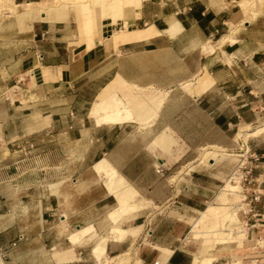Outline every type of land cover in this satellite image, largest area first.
<instances>
[{"label": "crops", "instance_id": "obj_1", "mask_svg": "<svg viewBox=\"0 0 264 264\" xmlns=\"http://www.w3.org/2000/svg\"><path fill=\"white\" fill-rule=\"evenodd\" d=\"M46 1L0 7V264H264V3L140 0L92 30ZM106 92L132 120L90 116Z\"/></svg>", "mask_w": 264, "mask_h": 264}, {"label": "bare ground", "instance_id": "obj_2", "mask_svg": "<svg viewBox=\"0 0 264 264\" xmlns=\"http://www.w3.org/2000/svg\"><path fill=\"white\" fill-rule=\"evenodd\" d=\"M63 1H66V0H62V2ZM90 3H91V5L89 6V4H88V6H89V9H91V10H89V11H91L93 14L94 13H97V6H98V4L100 5V3L99 2H95L96 4H94V0H88ZM113 1H117V0H113ZM139 2H140V0H124V2H122V4L120 5V7L118 8L117 7V10H116V8L115 9H111V3H113V2H108L107 0H106V2H104L100 7H101V12H102V14H103V12H107V11H112V13L113 12H116V11H118L119 12V10H120V12H123L124 14H127V13H131L135 8H137V6H138V4H139ZM98 3V4H97ZM1 5H2V0H0V7H1ZM111 5V6H110ZM116 7V6H115ZM35 8H37V6H30V11L32 12ZM61 8V7H60ZM53 9V8H52ZM58 9V8H57ZM63 8H61V10H62ZM99 9V8H98ZM119 9V10H118ZM29 11V10H28ZM27 11V12H28ZM30 11L28 12V13H30ZM54 11V10H53ZM56 11V10H55ZM55 11H54V14H55ZM60 10H58V12H59ZM63 11V10H62ZM61 11V12H62ZM100 11V10H99ZM64 12V11H63ZM79 12V11H78ZM119 12V13H120ZM62 14V13H61ZM92 14V15H93ZM98 14V13H97ZM108 14V13H107ZM46 15H47V13H46ZM59 15H60V13H59ZM58 16V15H57ZM53 17V16H52ZM105 17H109L108 15H105V16H103V18H105ZM54 18V17H53ZM52 20V19H51ZM55 20V19H54ZM57 20V19H56ZM55 20V21H56ZM58 20H60L59 18H58ZM57 20V21H58ZM96 20V19H95ZM96 21H98V20H96ZM96 21H95V23H96ZM98 23V22H97ZM96 25H98V24H96ZM100 25V24H99ZM85 26V25H84ZM87 27V26H86ZM87 48V47H86ZM107 91V90H106ZM107 93H109V92H106V93H104V94H102V96L98 99V101H97V103H95V105H94V107L91 109L92 111H91V113H90V116H92L93 118H97L98 119V123L100 124V123H111V124H117V123H122V122H126V121H129V120H132L131 118V115H132V108L130 109L128 106L129 105H124L120 100H118L117 98L115 99V98H113V97H109V94L107 95ZM110 95H112V94H110ZM134 97V96H133ZM133 97L131 96V98L133 99ZM137 97V96H136ZM146 97V96H145ZM141 98H143L142 97V95H141ZM156 98V97H155ZM155 98H153V99H155ZM128 99H130V97L128 98ZM147 101V100H146ZM149 101V100H148ZM149 102H151V101H149ZM131 103H133L134 105L135 104H137V102L136 101H134V99H133V101H131ZM131 105V104H130ZM139 106L141 105V104H138ZM137 105V106H138ZM138 106V107H139ZM146 107H147V105H145ZM150 106V105H149ZM148 106V107H149ZM137 107V108H138ZM151 107V106H150ZM141 108V107H140ZM141 109H145L144 107H142ZM140 110V109H139ZM152 110V109H151ZM134 111V110H133ZM138 112V111H137ZM140 112H141V110H140ZM134 113V112H133ZM133 116H135V115H133ZM139 116H141V115H139ZM143 116V115H142ZM141 116V117H142ZM136 117V116H135ZM241 138V137H240ZM206 153V152H205ZM214 153V152H213ZM221 153V152H220ZM210 154V153H209ZM208 155V154H207ZM230 155V154H229ZM228 155V156H229ZM203 156V155H202ZM211 156H213V154L211 155ZM214 157V156H213ZM204 158H205V156H204ZM211 159V158H210ZM106 178V177H105ZM109 180V179H108ZM116 184V183H115ZM119 185V184H118ZM121 185V184H120ZM117 187V186H116ZM120 189V192L119 193H117L118 195H117V198H118V201H119V203L121 204V207H122V209H124L125 207H126V204H127V202L129 201V200H132L133 199V197H134V195H133V193L131 192V190L130 189H128V187L126 188L125 186H121V187H119ZM118 190V191H119ZM133 191V190H132ZM236 191H238V187L237 186H231L230 184H228L226 187H225V189H224V195H229V194H231V193H234V192H236ZM238 195V194H237ZM222 197H223V195H222ZM226 198V197H225ZM229 198V197H228ZM224 199H222V201H223ZM229 200V199H228ZM224 202V201H223ZM220 208H222V207H220ZM217 209V208H216ZM124 211V210H123ZM223 211H225V210H223ZM221 212V211H220ZM220 212L217 210H215L213 207H211L208 211H207V213H205V214H203V217H214L215 218V220H216V223H217V226L219 227V229L221 228L222 229V223H221V221H225V220H228V222H230L231 220H232V215L230 214V213H228V212H222L221 213V215L224 213V215H223V219H221L222 217L221 216H219L220 215ZM119 214V213H118ZM116 214H114V216H115ZM111 217V216H110ZM118 217V216H117ZM117 217H114V218H111V219H113V220H115V218H117ZM221 217V218H220ZM110 221H112V220H110ZM115 222V221H114ZM228 226V225H227ZM230 228V227H229ZM228 228V230H227V232H224V228H223V230H221L220 231V233H222L221 235L222 236H226V238L225 239H227V240H229L230 238H231V235H230V232H231V230ZM112 231L113 232H118V233H121L122 231H121V229L119 228V227H117V226H115L113 229H112ZM232 233V232H231ZM86 235V234H85ZM101 247V246H100ZM209 247V246H208ZM99 248V247H98ZM98 248H97V250H98ZM102 248V247H101ZM99 251H100V249H99ZM101 254V253H100ZM212 258L211 257H206V258H201V259H197V260H195V262H194V264H210L212 261ZM129 263V258L128 259H122V260H119L118 262H117V264H128Z\"/></svg>", "mask_w": 264, "mask_h": 264}, {"label": "rangeland", "instance_id": "obj_3", "mask_svg": "<svg viewBox=\"0 0 264 264\" xmlns=\"http://www.w3.org/2000/svg\"><path fill=\"white\" fill-rule=\"evenodd\" d=\"M107 1L110 2V3L113 2V3H111L112 6L110 5L111 6V9L112 8L113 9L116 8V10H117V7L119 8L120 5L122 4V2H124V0H117V1L107 0ZM244 1H245V3H247V2L248 3H251V5H253L254 3H256V4H263L264 3V0H244ZM95 2H99L100 3V5L97 3L98 4V6H97V10H98L97 13L98 14L97 13H94L93 14L91 11H89V10H91V9H89V6L91 5V3L88 0H66V1H63V2H62V0H49V1H46L44 3V5H39V8H41V9L54 8L55 10H58V9L60 10L61 8H63L64 10L68 9V10H70V12L72 14H74V19L78 22L79 25H81L80 23L84 19L85 20V23L87 22L90 25V27H91L92 30H94L97 27L96 24H98L99 21L105 15H108L109 18L112 19V21H115L118 18L125 17V14L123 12H120L119 9L118 10H119L120 13L118 11L112 13V11L110 10V11H107V12H103V14H102L101 7L100 6L104 2H106V0H94V4H96ZM88 4H89V6H88ZM33 6H36V5H33ZM12 10H14V9H12ZM12 10H10L8 12V14H7V11H0V19L1 18H4L6 16H10L12 14ZM76 10L79 11L80 18L77 17V15L75 13ZM58 18L60 20H58ZM56 19L58 21H61V19H63V18H61L60 16H58V17H56ZM95 19L98 20V21H96ZM95 21H96V23H95ZM236 148H239V146L236 145ZM228 152L229 153H232V155H229V156L224 155V156H222V160L225 163H227V166L231 169V171H230L228 177L226 178L225 182L226 181H229L230 183H233L234 182L233 178H236V179L238 178L237 177V174L239 172H237V170H240V169H238V166H239L240 162L237 161L238 156H236V155L238 153H236L235 151H228ZM225 182H224V184H225ZM245 185L246 184H242V183H240V181H238L239 195L241 194V190H242L243 186H245ZM221 192L222 191L220 190V194H219L220 196L222 194ZM220 201H221V199H220ZM237 202H233V201H231L229 199L228 201H225L223 203L226 204V205H228V206H234V204L237 203ZM203 218L204 219H209V220H212V221H216L213 216L212 217H209L208 216V217H203ZM208 225H209L208 222H204L202 224L201 223L198 224V227L196 228V235H194L195 237H202L203 238L202 239V243L203 244H206V245H210V243H211L210 242L211 240H208V241H206L207 239L205 240V235L203 234V231L206 229V226H208ZM216 226H217V224H216ZM219 231H220V229H219ZM223 237H226V236L224 235Z\"/></svg>", "mask_w": 264, "mask_h": 264}, {"label": "built area", "instance_id": "obj_4", "mask_svg": "<svg viewBox=\"0 0 264 264\" xmlns=\"http://www.w3.org/2000/svg\"><path fill=\"white\" fill-rule=\"evenodd\" d=\"M25 149H26L25 153H27V151L33 149V144L32 143H26ZM238 169L243 171V172L237 174L238 181H240V183H242V184H249L250 183V179H249L250 170L247 169V167L243 163L239 164ZM251 199L253 201H256V200H258V196L257 195H253L251 197ZM20 238H21V235L18 236V239H20ZM11 244L13 245L14 243H11Z\"/></svg>", "mask_w": 264, "mask_h": 264}]
</instances>
